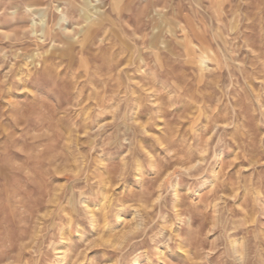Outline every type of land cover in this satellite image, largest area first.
I'll return each mask as SVG.
<instances>
[{"label": "rangeland", "instance_id": "obj_1", "mask_svg": "<svg viewBox=\"0 0 264 264\" xmlns=\"http://www.w3.org/2000/svg\"><path fill=\"white\" fill-rule=\"evenodd\" d=\"M95 1L0 0V264H264V0Z\"/></svg>", "mask_w": 264, "mask_h": 264}, {"label": "bare ground", "instance_id": "obj_2", "mask_svg": "<svg viewBox=\"0 0 264 264\" xmlns=\"http://www.w3.org/2000/svg\"><path fill=\"white\" fill-rule=\"evenodd\" d=\"M95 1V0H94ZM113 1V3L115 4V5H117L118 3H119V1L120 0H112ZM96 2V1H95ZM97 3V2H96ZM155 4V3H154ZM103 6H104V4H103ZM97 10V9H96ZM72 14V13H71ZM85 17H88V16H86V14H83ZM65 16V15H64ZM96 16V15H95ZM104 16V15H103ZM64 18H66V17H64ZM43 19V18H42ZM86 19H88V18H86ZM39 23H41V29L43 28V26H44V21L43 20H40L39 21ZM36 25V23L33 21V20H31V28H33L34 26ZM91 25H92V23H90V26H88V31L92 28L91 27ZM177 26V25H176ZM67 29V28H66ZM65 30V29H64ZM41 34V33H40ZM85 41V40H84ZM133 264H136L135 262L133 263Z\"/></svg>", "mask_w": 264, "mask_h": 264}]
</instances>
